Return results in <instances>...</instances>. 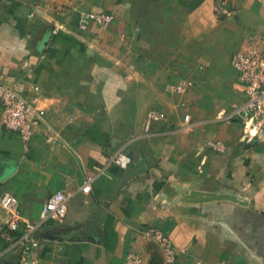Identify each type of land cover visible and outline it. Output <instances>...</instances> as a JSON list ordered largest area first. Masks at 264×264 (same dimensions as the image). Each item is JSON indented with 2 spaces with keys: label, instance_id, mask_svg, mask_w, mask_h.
<instances>
[{
  "label": "crops",
  "instance_id": "0c3cea01",
  "mask_svg": "<svg viewBox=\"0 0 264 264\" xmlns=\"http://www.w3.org/2000/svg\"><path fill=\"white\" fill-rule=\"evenodd\" d=\"M95 11L113 22L78 30ZM249 44L264 53V0H0V75L44 110L26 142L0 131V195L16 197L19 233L49 196L68 198L63 221L33 233L36 264H123L128 253L164 264L141 234L150 227L171 240L174 264H264V139L243 143L238 119L215 121L245 99L230 61ZM185 79V94L166 90ZM150 111L167 120L146 131ZM48 129L58 144H47ZM211 139L223 154L204 150ZM121 152L134 157L126 169L108 164ZM191 191L234 201L165 205ZM3 219L0 264H16Z\"/></svg>",
  "mask_w": 264,
  "mask_h": 264
},
{
  "label": "built area",
  "instance_id": "2783aa9c",
  "mask_svg": "<svg viewBox=\"0 0 264 264\" xmlns=\"http://www.w3.org/2000/svg\"><path fill=\"white\" fill-rule=\"evenodd\" d=\"M218 15L229 16L231 12L223 2L215 7ZM113 15L102 11L84 12L80 15L77 29L86 31L90 27L104 29L113 22ZM63 30L62 25L55 24L53 33ZM230 65L237 73L244 86L245 99L242 102L230 104L228 113L219 115L215 121L229 123L240 119L241 138L243 143H253L263 140L264 132V53L254 44H249L243 50L234 54ZM192 82L185 79L174 85H168L166 90L176 94H182L192 87ZM0 101L3 105V114L0 119V131L6 130L19 134L22 141H28L33 133L39 128L43 121L44 110L37 108L36 100H28L15 92L3 82L0 75ZM166 115L160 111H150L146 116L145 130L152 123L165 122ZM185 123L186 120H184ZM187 125H184V128ZM45 141L54 146L59 143L57 132L48 129L45 132ZM204 150L223 154L226 150L223 142L206 140ZM130 158L126 153H118L110 158L108 164H114L121 169H126L130 164ZM91 190V179H86L81 186L82 195H87ZM68 198L62 192H56L49 196L43 204L39 220L36 224L26 223L22 232L19 231V223L22 221L18 211L16 197L10 193L0 195V211L4 212L3 224L6 231L2 234L3 239L8 242L9 248L19 249L18 264H36L33 258L34 250L38 242L33 237L34 231L45 225L48 221L61 223L65 217ZM141 234L151 240L160 250L164 264H174L176 259V248H174L169 237L155 228H148ZM142 259L135 253H128L123 264H141Z\"/></svg>",
  "mask_w": 264,
  "mask_h": 264
},
{
  "label": "water",
  "instance_id": "95a60500",
  "mask_svg": "<svg viewBox=\"0 0 264 264\" xmlns=\"http://www.w3.org/2000/svg\"><path fill=\"white\" fill-rule=\"evenodd\" d=\"M240 121V119H238ZM263 138H264V132H263ZM130 158V163H134V157L132 156V153L127 154ZM141 158L144 160L145 164L147 167H149L150 162L148 160H145V157L143 154H141ZM147 167L143 168V170L139 171L141 172H145ZM137 172V173H139ZM137 173H130L126 178L122 181V183L120 184V187L123 185V183H125L127 181V179H129L131 176L137 174ZM219 200H231L234 201V198L231 197L228 194H223V193H215V192H203V191H191L188 193H184L180 198H174L172 200H170L169 202H167L165 205L166 206H171L176 204L177 202L180 201H189V202H197V203H204V202H210V201H219ZM16 264H18V261L16 262Z\"/></svg>",
  "mask_w": 264,
  "mask_h": 264
},
{
  "label": "rangeland",
  "instance_id": "374dc122",
  "mask_svg": "<svg viewBox=\"0 0 264 264\" xmlns=\"http://www.w3.org/2000/svg\"><path fill=\"white\" fill-rule=\"evenodd\" d=\"M187 80H189V79H187ZM190 81H191V80H190ZM191 82H192V81H191ZM192 84H193V82H192ZM192 87H193V85H192ZM192 87H191V88H192ZM191 88H190V89H191ZM188 90H189V89H188ZM188 90H187V91H188ZM187 91H186V92H187ZM186 92H184V93H182V94H185ZM182 94H180V95H182Z\"/></svg>",
  "mask_w": 264,
  "mask_h": 264
}]
</instances>
